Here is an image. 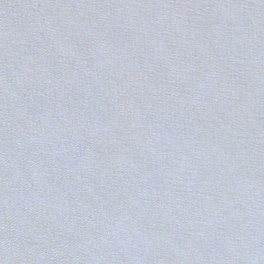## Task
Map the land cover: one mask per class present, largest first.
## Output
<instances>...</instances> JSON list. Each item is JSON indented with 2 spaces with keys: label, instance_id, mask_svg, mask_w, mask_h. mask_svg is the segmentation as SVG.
Returning <instances> with one entry per match:
<instances>
[{
  "label": "water",
  "instance_id": "95a60500",
  "mask_svg": "<svg viewBox=\"0 0 264 264\" xmlns=\"http://www.w3.org/2000/svg\"><path fill=\"white\" fill-rule=\"evenodd\" d=\"M0 264H99L1 77Z\"/></svg>",
  "mask_w": 264,
  "mask_h": 264
}]
</instances>
